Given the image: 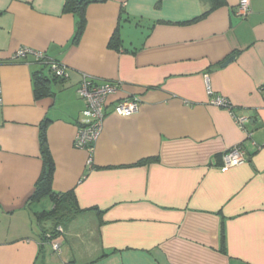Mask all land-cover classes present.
Returning a JSON list of instances; mask_svg holds the SVG:
<instances>
[{"label":"crops","instance_id":"0c3cea01","mask_svg":"<svg viewBox=\"0 0 264 264\" xmlns=\"http://www.w3.org/2000/svg\"><path fill=\"white\" fill-rule=\"evenodd\" d=\"M240 1L93 2L73 43L78 15L66 0H0V264H264V0H250L246 16ZM24 47L68 78L15 58ZM37 71L50 95L35 96ZM86 75L121 86L90 164L74 145L89 121L78 93ZM207 78L213 95L250 113L245 130L210 103ZM128 96L139 111L112 113ZM43 131L53 191L75 194L50 218V195L32 198ZM239 144L246 162L223 167Z\"/></svg>","mask_w":264,"mask_h":264},{"label":"built area","instance_id":"2783aa9c","mask_svg":"<svg viewBox=\"0 0 264 264\" xmlns=\"http://www.w3.org/2000/svg\"><path fill=\"white\" fill-rule=\"evenodd\" d=\"M238 12L242 15H248L250 12V0H241L238 6ZM31 55L36 61L46 64L54 75L58 78L66 79L68 74L66 67L55 60H51L45 56L41 51L34 50L32 48L24 47L19 49L15 53V58H22ZM207 91L212 96L210 103L225 107L233 116L236 123L245 130V124L250 119V113L248 111L243 113H237L234 110L233 104L227 98L213 95V90L210 85V81L207 78L206 81ZM121 89L118 82L103 81L99 82L91 76H84L80 82L78 93L79 96L85 101V109L83 114L88 118V122L82 124L77 132L74 140L76 148L84 149L91 155L89 158V164L92 163V153L95 143L101 136L104 128V123L107 112V101L110 95L116 94ZM264 90V84L261 86ZM2 84L0 81V105L3 103L2 97ZM141 107L140 99L136 96H128L118 100L114 104L112 113L121 116L129 117L136 114ZM249 135V134H248ZM245 148L242 144L229 148L223 154L225 168L241 165L246 162ZM54 248L58 249L59 244L55 243Z\"/></svg>","mask_w":264,"mask_h":264},{"label":"trees","instance_id":"16d2710c","mask_svg":"<svg viewBox=\"0 0 264 264\" xmlns=\"http://www.w3.org/2000/svg\"><path fill=\"white\" fill-rule=\"evenodd\" d=\"M105 0H66L64 10L66 12H74L78 15V22L77 28L75 32V36L73 39V43H78L84 30L86 27V8L90 3L93 2H101ZM222 0H212V8L217 7L220 5ZM207 13V12H206ZM205 13V14H206ZM204 14V15H205ZM109 45L111 47H119L121 45V39L119 37L118 32H116L110 40ZM41 63V62H40ZM46 65V64H45ZM47 67V66H46ZM54 79H62L58 78L54 75ZM51 79L45 75L42 71H37L34 73V83H35V96L37 98H41L43 96L50 95L52 93L50 83ZM235 110V107H234ZM41 143L43 146V156H44V168L41 173L40 178L37 181L36 189L33 194V199H38L43 195H50L51 199L54 201L55 206L54 209L51 211L43 212L42 215L45 217H52L56 213L58 209H60L65 201L68 199H75L74 192H66V193H57L53 191L52 188V181H53V174H54V161L49 153V149L46 142V135L45 131L41 134Z\"/></svg>","mask_w":264,"mask_h":264},{"label":"water","instance_id":"95a60500","mask_svg":"<svg viewBox=\"0 0 264 264\" xmlns=\"http://www.w3.org/2000/svg\"><path fill=\"white\" fill-rule=\"evenodd\" d=\"M235 58H236L235 55L229 57V58H228V59L222 64V66H226V65H228V64L231 63Z\"/></svg>","mask_w":264,"mask_h":264}]
</instances>
